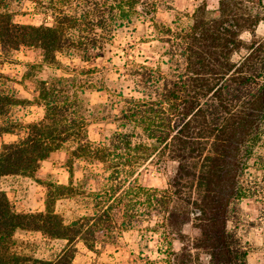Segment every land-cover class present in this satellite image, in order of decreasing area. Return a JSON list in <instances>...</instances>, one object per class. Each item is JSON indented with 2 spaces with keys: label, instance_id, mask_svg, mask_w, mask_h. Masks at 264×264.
Listing matches in <instances>:
<instances>
[{
  "label": "trees",
  "instance_id": "trees-1",
  "mask_svg": "<svg viewBox=\"0 0 264 264\" xmlns=\"http://www.w3.org/2000/svg\"><path fill=\"white\" fill-rule=\"evenodd\" d=\"M173 1L51 0L59 9L53 23L37 25L15 21L10 0H0L1 52L38 48L39 65L65 69L33 80L32 100L0 91V120L22 102L44 109L0 149V264H75L77 242L93 250L99 240L154 217L152 232L183 243L164 251L165 264H258L249 261L250 247L238 230L247 220L244 199L253 200L264 219V35L256 33L264 22V0H218L213 9L203 0L187 25L157 21ZM137 21L152 28L144 42L155 41V61L127 54L117 78L97 85L91 79L96 67L72 68L59 58L94 60L114 32L131 24L136 31ZM95 89L108 99L92 104L87 93ZM96 116L112 125L99 141L88 134ZM12 131L0 122V134ZM68 143V183L48 184L44 209L16 210L1 179L32 176ZM153 159L159 165L176 162L164 188L144 186L135 176ZM80 163L86 164L84 173L75 182ZM97 166L106 173L102 186L83 190L92 211L66 222L55 201L96 180ZM189 223L197 234L185 243ZM19 230L66 243L53 259L22 254L15 248Z\"/></svg>",
  "mask_w": 264,
  "mask_h": 264
},
{
  "label": "rangeland",
  "instance_id": "rangeland-1",
  "mask_svg": "<svg viewBox=\"0 0 264 264\" xmlns=\"http://www.w3.org/2000/svg\"><path fill=\"white\" fill-rule=\"evenodd\" d=\"M203 0H174L172 9H162L157 13V21L171 24L176 20L179 25H187L190 16L197 5ZM210 9L217 6L218 0H205ZM56 6V5H55ZM9 8L14 12L15 21L31 24H52L53 13L59 10L53 7L51 0H10ZM134 25L121 28L114 32L108 41L102 56L83 62L78 58H69L60 55L62 63L74 68L92 69L96 72L91 79L97 85L103 83L105 78L116 79L118 71L122 70L125 56L130 54H143L156 60L157 54L155 41H147L150 38L146 34L152 32L149 23L137 21L136 31ZM256 33L264 35V22H261ZM245 41H249L251 34L244 31L241 34ZM244 50L234 55L239 58ZM42 62L41 51L38 48L25 47L16 52L4 54L0 50V91L13 94L19 98L33 99L35 79L49 78L54 74H64L65 69L55 66L39 65ZM35 65V67H31ZM92 104H97L108 99L106 91L97 89L87 93ZM43 107L37 104L22 102L11 106L7 115L0 120L13 128L12 132L0 134V149L4 142L17 140L23 133V127L31 121L38 120L43 115ZM106 121L94 117L89 126L90 139L99 141L106 128L111 127ZM71 143L63 148L52 152L48 158L40 162L39 168L32 176L21 174L7 175L1 179V187L6 191L14 208L18 211H36L45 208V199L48 192V184L68 183L69 173L66 165L68 150ZM85 163L76 166L74 181L82 179ZM98 172L96 180H91L83 187L78 186V192L73 196H62L55 201L54 208L63 215L66 222H71L76 217L91 212L93 202L83 190L89 188L98 189L104 182L101 166L95 167ZM176 171V162L167 161L159 165L153 159L150 163L142 166L135 175L138 182L147 187L164 188ZM241 206L247 216L244 225L238 232L243 241L250 247L249 261L251 263L264 264V219L259 217L258 205L251 199H244ZM154 217L150 222L144 221L133 227L123 229L114 238L101 239L96 243L95 249L87 248L82 241L76 243L75 264H165L163 253L166 250H178L183 243L175 236L169 238L161 237L154 233L148 226L153 225ZM186 235L184 242H189L197 231L187 224L183 228ZM15 248L22 254L32 255L39 258L53 259L64 247L66 241L63 239H51L40 232L19 230L15 234ZM202 259H206L204 254Z\"/></svg>",
  "mask_w": 264,
  "mask_h": 264
}]
</instances>
